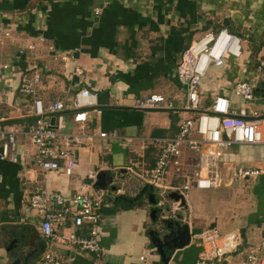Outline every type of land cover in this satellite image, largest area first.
Wrapping results in <instances>:
<instances>
[{
	"label": "crops",
	"instance_id": "obj_1",
	"mask_svg": "<svg viewBox=\"0 0 264 264\" xmlns=\"http://www.w3.org/2000/svg\"><path fill=\"white\" fill-rule=\"evenodd\" d=\"M108 1L100 15L94 16L92 9L99 6L100 0H0V133H15L9 152L17 158L15 164L0 161V264H35L47 250L67 264H164L147 237L153 221H172L182 227L178 240L171 244L185 239L186 227L189 244L171 254L165 248L162 251L168 257L166 264H193L200 251L198 236L210 232L218 236L217 220L205 224V221H213L211 215H200L186 205L184 194L188 190L178 193L187 186L185 178L191 179L196 168L198 157L194 152L182 149L164 169L157 189L168 203L163 202L162 197L155 200L151 192L143 190L145 186L141 188L131 182L126 173L141 181V173L148 174L158 154L153 140L171 138L177 133L184 91L174 69L184 47L200 33H214L220 28L243 40L245 25L239 33V18L228 15L227 5H219L217 11L216 1L220 0ZM260 1L239 0L242 5L238 17L243 18L244 11H250L251 21L261 26L264 0ZM250 2L259 4L252 7ZM30 43L35 45V53L17 54ZM48 47L52 48V54L73 55L80 76L72 75L71 62L51 60ZM251 47L249 53L244 50V58L252 60ZM256 58L252 63L258 60ZM4 65L8 66L6 70L2 69ZM36 69L40 74L36 97L45 105L53 101L66 102L72 92L80 88L96 97V106L85 111L86 121L81 127L72 122L71 112L48 117V121L54 119V130L84 135L68 146L74 160L68 178L40 172L32 163L34 149L24 136L33 123L28 112L31 99L22 97L17 89L21 78L29 77ZM258 75L264 76V72L259 70ZM68 88L70 90L66 91ZM147 98L161 105L170 103L172 108L141 110L134 107L137 101ZM261 102L255 101L259 107ZM258 106L254 109L262 110ZM100 132L115 133L130 142L100 139L97 137ZM3 142L5 137L0 136V145ZM53 144L56 150L63 149L59 141ZM173 160L177 165L172 164ZM219 164L229 170L239 164L263 171L248 185L251 188L257 184L253 194L259 197L258 213L246 221L252 226L245 234L244 229L233 228L222 235H239L240 245L221 264H239L247 250L256 247L264 237V145L233 146L223 152ZM100 171L112 177L111 184L103 189L111 192L110 202L101 208L97 227V241L103 253H85L64 240L42 238L37 231L38 216L28 206L29 196L46 190L67 199L74 193L89 192L82 188L88 184L87 175ZM177 182H183L181 188L177 187ZM144 194L147 201L142 198ZM149 195L154 204L148 203ZM151 213H154L152 217ZM71 230L67 222L61 235L65 237ZM75 233L88 236L86 227ZM19 237L26 248L12 247L7 251L9 243ZM32 250L35 254L26 257Z\"/></svg>",
	"mask_w": 264,
	"mask_h": 264
},
{
	"label": "built area",
	"instance_id": "obj_2",
	"mask_svg": "<svg viewBox=\"0 0 264 264\" xmlns=\"http://www.w3.org/2000/svg\"><path fill=\"white\" fill-rule=\"evenodd\" d=\"M108 4V0H100L99 6L93 7L92 15L99 16ZM7 36L6 33L5 37ZM38 40L43 42L42 38ZM241 41L225 28H220L214 33H203L181 52L174 69L183 85L184 98L181 110L194 115L178 121L177 133L173 137L153 140L158 154L148 172V180L145 181L148 186L159 188L168 162L176 159L181 150L185 149L194 152L198 157L192 174L193 188L195 190L215 188L219 182L218 161L225 150L233 146L264 145V98H255L253 95V83L259 67L252 69V60L243 57ZM23 51L35 53V45L30 43L21 47L17 54H22ZM48 51L53 61L71 62L72 75L80 76L81 71L73 55L52 54L51 47H48ZM7 68V65L2 67L3 70ZM209 68L223 69L222 74L229 70L235 76L227 82L230 89H223L222 94L213 96L206 107L197 109L200 103L197 86L206 77ZM39 81L40 74L36 69L29 77L21 78L17 89L22 97L31 99L28 112L33 118V123L24 136L34 149L32 163L40 172H53L68 178L74 166L68 146L70 142L84 135L58 132L50 128L48 117L56 113L71 112L72 122L81 127L86 121L85 111L96 106V97L89 90L80 88L73 91L66 102L53 101L45 105L36 97ZM69 90L70 88L66 91ZM255 101H262V110L254 109L252 103ZM134 107L141 110L172 108L170 103L161 105L151 98L137 101ZM14 135L12 131L0 133L1 137H5V142L0 145V161L12 164L17 162L16 156L9 152L13 147ZM97 137L118 140L126 144L130 142V139L117 137L115 133L100 132ZM55 140L61 143L63 149H55L53 144ZM172 164L177 165L176 160H173ZM262 174L260 168L237 164L230 169V183L248 182ZM95 176V173H89L88 184L82 186L89 192L74 193L67 199L46 190L29 196L28 206L38 216L37 231L42 238L56 242L64 240L71 247L85 253L94 255L103 253L97 241V227L100 210L110 202L111 192L94 188ZM187 190L188 187L185 185L178 193L182 194ZM67 222L73 230L63 237L61 232ZM83 227L88 230L87 237L75 233ZM198 239L200 251L193 264H221L225 257L235 252L240 245V237L237 234L218 237L215 232H210L199 235ZM35 264L67 262L47 250ZM239 264H264V237L256 247L247 250Z\"/></svg>",
	"mask_w": 264,
	"mask_h": 264
},
{
	"label": "rangeland",
	"instance_id": "obj_3",
	"mask_svg": "<svg viewBox=\"0 0 264 264\" xmlns=\"http://www.w3.org/2000/svg\"><path fill=\"white\" fill-rule=\"evenodd\" d=\"M262 1V2H261ZM260 2L263 3V0ZM259 2V1H258ZM258 2H250V5L252 7L258 6ZM223 4L227 5V8H225L226 12L233 16H236L239 18V33L242 29L241 26L244 27V35L242 36V41H244V44L242 45L243 52L244 50L249 53V49L251 46H257L258 43L262 40L261 33L264 32V21H260L261 26H259V23L257 21L252 22L251 21V14L250 11H244L243 18L238 17L239 16V10L242 3L239 2V0L231 1H216V8L217 11L219 5L222 7ZM247 9V8H246ZM248 15V17H247ZM219 19V18H218ZM217 19V20H218ZM216 21V20H215ZM203 34V33H202ZM196 36L195 39L199 38L201 35ZM240 36V35H239ZM245 37V38H244ZM264 55V47L261 48L260 52L257 54L258 60H255V62L259 61L256 65L254 62L252 63V69H256L259 67V70L261 72H264V60H261L259 57ZM256 58V59H257ZM242 62V61H241ZM223 69H217V68H209L206 74V77L198 84L197 86V92L199 95L200 103L197 107V109H203L206 107L208 101L212 99L213 96L221 95L223 89H230V86L227 84V82L235 76L234 73L229 72V70H226L224 74H222ZM222 74V75H221ZM222 76V77H221ZM255 81H264V76H259L254 79ZM252 106L256 108L258 106L256 103H252ZM259 109H262L263 106L259 107ZM180 116H182V119L192 117L193 113L188 112H180ZM133 169L137 171L139 170L133 166ZM142 180L139 181L137 178L134 177V175L130 174L129 172L126 173L127 178L131 182H135L138 186L143 188L145 186V182L143 180H148V174L147 173H141ZM218 186L216 188L207 190V191H196L192 187V178H185V181H187L188 191L186 192V205H189L191 208L194 209V212H197L198 214H205V215H211L213 218V221H205V224L208 222H216L217 231H219L218 236H222L226 233H229V230L231 229H244V234L249 229L251 224H247V220L250 219V217H254L252 215H256L258 212L256 211L259 197L255 196L253 192L255 191V188L257 184L251 188H248V185L252 184L254 179H251L248 181L249 184H246V181H242L236 184L230 183V170L228 168L222 167L221 164L218 166ZM264 179V178H263ZM113 182H116L118 184V181L113 180ZM161 184V180H160ZM183 182H177V187L181 188ZM150 192L154 196L155 200L159 199V196L161 190H158L157 188H151ZM142 198L144 201H147L146 195H142ZM163 202H169L166 198H163ZM251 214L249 217L248 215ZM188 222H195V221H188ZM239 224V225H238ZM207 228V226H205ZM260 237V235H258ZM260 240V239H259Z\"/></svg>",
	"mask_w": 264,
	"mask_h": 264
},
{
	"label": "water",
	"instance_id": "obj_4",
	"mask_svg": "<svg viewBox=\"0 0 264 264\" xmlns=\"http://www.w3.org/2000/svg\"><path fill=\"white\" fill-rule=\"evenodd\" d=\"M253 95L255 98H264V83H258L253 88ZM126 104L125 101L122 102ZM53 118H50L48 123L50 128H53ZM112 177H109L107 173L104 171H100L95 176L94 188L103 190L105 189L106 185L111 184ZM114 187H111L113 189ZM143 192L141 191V194ZM135 200V199H134ZM148 203L154 204L155 201L151 195L148 196ZM154 213H151L150 217H152ZM153 227L151 230L148 231V240L150 245L153 247L154 251L159 255L161 262L164 264L167 263L168 257H165V253H163V248L169 251L168 254H171L175 249H181L189 244L190 237L187 233L186 227L184 226L186 237L185 239L178 244H171L170 242L177 241L180 236V231L182 227H178L175 222L172 221H153ZM22 241L15 238L13 239L9 245L6 247V250H10L12 247H18L20 250L26 248L25 242L23 245L21 244ZM26 257L32 256L35 254V251H31L30 253H26ZM21 256V255H20Z\"/></svg>",
	"mask_w": 264,
	"mask_h": 264
},
{
	"label": "trees",
	"instance_id": "obj_5",
	"mask_svg": "<svg viewBox=\"0 0 264 264\" xmlns=\"http://www.w3.org/2000/svg\"><path fill=\"white\" fill-rule=\"evenodd\" d=\"M231 34H233V33H231ZM261 36L262 37H260V38H262V40L258 43V45L255 46V47H251V52H250L251 53V56L250 57H251L252 61H253V59L256 58V55L261 50V48L264 47V32L261 33ZM188 45H189V43H188ZM188 45H186L183 50H185ZM261 60H264V58H262ZM257 63H259V61L255 62L254 64L256 65ZM151 188L152 187H150L148 185H145V187H144L143 190L144 191L146 190V191L150 192Z\"/></svg>",
	"mask_w": 264,
	"mask_h": 264
},
{
	"label": "flooded vegetation",
	"instance_id": "obj_6",
	"mask_svg": "<svg viewBox=\"0 0 264 264\" xmlns=\"http://www.w3.org/2000/svg\"><path fill=\"white\" fill-rule=\"evenodd\" d=\"M257 77H259V75H258V74H257ZM257 77H256V78H257ZM257 82H258L257 80H256V81L254 80V83H253V88H254V87H255V86H256V85L259 83V82H258V83H257ZM262 83H264V82H262Z\"/></svg>",
	"mask_w": 264,
	"mask_h": 264
}]
</instances>
